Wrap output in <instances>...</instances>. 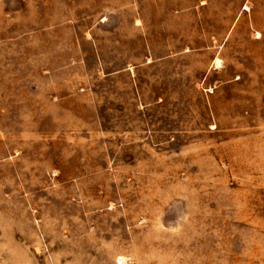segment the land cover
Wrapping results in <instances>:
<instances>
[{"label":"rangeland","instance_id":"1","mask_svg":"<svg viewBox=\"0 0 264 264\" xmlns=\"http://www.w3.org/2000/svg\"><path fill=\"white\" fill-rule=\"evenodd\" d=\"M264 264V0H0V264Z\"/></svg>","mask_w":264,"mask_h":264},{"label":"bare ground","instance_id":"2","mask_svg":"<svg viewBox=\"0 0 264 264\" xmlns=\"http://www.w3.org/2000/svg\"><path fill=\"white\" fill-rule=\"evenodd\" d=\"M120 264H122V263H120Z\"/></svg>","mask_w":264,"mask_h":264}]
</instances>
